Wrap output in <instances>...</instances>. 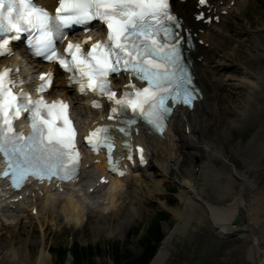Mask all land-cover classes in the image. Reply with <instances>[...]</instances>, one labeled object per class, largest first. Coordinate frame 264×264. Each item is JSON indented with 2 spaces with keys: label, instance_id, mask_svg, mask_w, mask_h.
<instances>
[{
  "label": "snow or ice",
  "instance_id": "1",
  "mask_svg": "<svg viewBox=\"0 0 264 264\" xmlns=\"http://www.w3.org/2000/svg\"><path fill=\"white\" fill-rule=\"evenodd\" d=\"M207 2L199 0L202 5ZM92 21L106 25V40L93 43L90 51H84L82 44L69 42L65 51L70 59L55 48V33L63 35V29L76 25L88 30ZM178 26L169 0H58L54 15L35 6L33 0H0V55L10 54V41L22 39L21 33L36 31L39 36L34 39L35 54L58 62L70 72L78 71L82 93L90 89L107 96L118 106L111 108L113 115L130 109L134 116L143 117L163 131L164 119L172 110L168 101L190 106L194 99L189 88L191 77L180 62L179 34L174 31ZM90 40L91 37L85 43ZM10 71H0V152L9 158L14 186H22L29 176L72 180L77 175L80 154L76 150V131L68 117L69 106L63 101L49 104L42 97L34 101L23 92L17 95L12 91L16 81L9 77ZM120 71L147 82V86L131 84V91L117 98L108 77ZM51 77L50 72L41 76V92L50 85ZM93 106L100 104L94 102ZM22 111L30 112L32 118V133L27 137L17 132L12 123ZM135 122L125 121L129 125ZM107 132V127L97 128L87 142L96 151L107 147L111 160V138L100 135ZM140 152L143 160V149ZM111 167L117 170L115 164Z\"/></svg>",
  "mask_w": 264,
  "mask_h": 264
},
{
  "label": "bare ground",
  "instance_id": "2",
  "mask_svg": "<svg viewBox=\"0 0 264 264\" xmlns=\"http://www.w3.org/2000/svg\"><path fill=\"white\" fill-rule=\"evenodd\" d=\"M209 1L211 3L208 6L209 13L219 14V22L217 23L211 22L210 24H203L201 22H195L192 19L191 13L196 11L195 0H189L184 4L180 3L179 0H175L172 3L174 9L182 19H184L186 26L193 31H197L198 28L204 29L199 33V37L202 38L204 42H207V46L204 44H196L188 53L190 60L192 59L196 81L203 93L202 98L195 103L192 110L181 108L175 111L168 129L163 135L159 136L154 134L149 137V139L145 132H140L136 135L134 138L142 141L145 145L146 155L149 159L148 163L144 167L136 164V168L132 170L130 175L123 178H113L109 186L111 191H114L115 195L121 194L123 186L129 184L127 179L130 177L131 181L133 180L137 183L134 196L141 204L142 201L145 200V197H151L152 193H155V190L151 191L152 184L149 183V180L152 178L149 169L153 166L149 155L152 151L148 147L151 142H154V146L160 144L157 147H153V149L158 153V165L161 172L165 175H171L170 173L173 169L180 177L182 176L183 193L181 195V200L185 203V209L183 211L178 209L174 210L171 206H165L164 204L163 207L170 211L178 220L185 221V225L182 226L178 223L172 233L166 236L164 235L149 264H167L171 253L170 247L173 242V235L184 231L186 225L190 223L193 213L195 212L194 207L199 201L203 202V204L208 207L213 226L218 230H224L226 232H232L238 229V226L233 222L236 215L240 217L242 213H246L249 216L248 218L253 220V217H251V209L256 206L259 220L253 225L259 229L260 233L256 234L253 231L251 234L248 233L249 239H247V241L245 240V236H237L236 238L238 241L242 242L245 240L247 244L245 247L247 248L249 256L257 261V264H264V185L262 186L260 182L264 177V66L258 61L260 57H264V24L260 22L257 23L260 24L259 26L254 27L252 26L251 20L247 18L245 13L248 5L252 2H250V0H233L232 5H230L232 0H226L223 4H219V2L214 0ZM51 4H53V2H51ZM225 9L227 10L226 13L222 14V11ZM241 16L247 19L249 26L245 28L246 35L252 41L251 48L256 52L253 58L248 57L246 60L241 59L240 52L243 48L241 45L239 49L234 50L232 55L227 53L226 56H224L231 42L239 39L238 35L240 33L237 28L241 24ZM263 19L264 18L261 17V20ZM222 57H227V59L222 61V59H225ZM15 59H17V57ZM7 60H12V58ZM229 62L239 65V68L242 69L243 72V78L238 80L235 79L236 81L233 78L227 79V83H229L230 86H239L241 88V94L238 95L239 102L237 105L233 106L231 118H226L222 115L224 112V107L221 104L223 98L219 96L216 80L214 81L213 78L209 76V70L214 68L218 71L219 68L217 67L219 65L223 67L229 64ZM32 65L35 69L36 66L34 64ZM42 66V68H44L47 65L42 64ZM63 85L64 80L57 79L54 87L49 92L50 95L54 96L59 94V91H63V93L66 94L67 90L64 89ZM232 97L235 96H233L231 92L230 98ZM84 105L86 106L87 102H85ZM89 111L90 115L88 114V116L91 117L99 113V110ZM172 124L173 126L171 127ZM216 125H220L222 130L216 129ZM246 125H253L256 132L244 147V151L246 152L243 158L245 167L243 169H237L233 165V170L229 173L217 169V167H215L216 165L213 163V158L224 156V152L218 147L220 143L218 139L219 136H229L230 129H228V127L236 126L239 128ZM208 129L211 130V133L208 132ZM174 134L179 136V138L175 139ZM181 137L185 138V140L189 142L188 144L206 152L207 160L201 165L198 175L194 176V174H196L194 170L183 169L182 164L185 158L180 160L179 154H176V156L170 154L172 145L176 146V143H178L181 146ZM180 146H178V150ZM96 165L101 171H104L103 164L98 163ZM212 181L219 182L218 190L220 199L225 196L231 198L227 204L216 205L203 197L202 193L205 192V185ZM41 187L45 196L39 197L37 191H34L33 195L35 194L34 197L36 198H31V204L28 205L29 209L26 211V214L19 211L17 213L18 221L9 223V230L1 228L3 222L0 220V264H49L51 252L46 243L49 228L48 223L44 219L39 220L38 216L41 214L40 212H49L52 219L56 218L62 224H64L61 218V215H63L67 220L71 219V223L75 227L87 219L86 213L77 202L72 199L58 202L57 200L60 196L59 194L56 195V191H52L51 187H47L46 185H42ZM83 187H85V185ZM106 187L105 184L95 186L94 191H92L94 193L91 194L87 193L88 191L86 188L85 192L90 198H94L95 194L98 193L97 191ZM29 191L30 193L33 191L32 186H30ZM107 191L110 193L109 189H107ZM30 195L32 196V194ZM37 198L40 199V202L37 204L36 213L33 214L30 209L36 206L35 199ZM116 201L117 200L114 199L112 200V202ZM23 202L24 198L18 202L9 201V196H6L5 192L0 193V207L4 206L5 208L6 204L18 205L13 208L15 210L18 209ZM47 203L50 204L51 207L56 208V212L53 208L49 209L50 206L46 205ZM82 204L85 207H89V203L82 202ZM93 204L100 206L96 202H93ZM121 208H123V206H118L115 210L113 209V214L109 216V218L115 217L114 214H118ZM130 211L133 216L141 214V209H135L133 206ZM93 213L92 210L91 214ZM23 215H26L29 220L23 222ZM97 216L98 220L101 221L105 214L102 216V213H100ZM99 221L94 224L97 233L99 229L104 228L108 234H113L119 239L122 238L120 233L123 231V228H129V225L122 221H119L117 224L114 223L115 225L110 224V226L107 223L106 226H99ZM248 231L250 232V230ZM32 244L36 246L35 252H32V249H34ZM66 264H72L70 259Z\"/></svg>",
  "mask_w": 264,
  "mask_h": 264
},
{
  "label": "rangeland",
  "instance_id": "3",
  "mask_svg": "<svg viewBox=\"0 0 264 264\" xmlns=\"http://www.w3.org/2000/svg\"><path fill=\"white\" fill-rule=\"evenodd\" d=\"M250 2L251 3L248 5L245 14L247 15V18L251 20L252 26L257 27L260 25L257 23L260 22H263L264 24V19L261 20V17L264 18V0H250ZM241 17V24L237 28L240 33L238 35L239 39L231 42L226 49L224 56H226L227 53L232 55L234 50L239 49L241 45L243 46L240 52L241 59L246 60L248 57L253 58L256 52L253 48H251L252 41L246 35L245 28L246 26H249L247 19L244 16ZM222 58H225L222 59V61L227 59V57ZM258 61H260V64L264 66V57H260ZM21 62L24 69L27 70L28 75H31V68L28 63L24 60ZM217 68H219L218 71L214 68L211 69L212 71L209 70V76H211L214 81L216 80L215 82L217 90L219 91V96L223 98L221 104L224 107V112L222 111V115L226 118H231L233 106L237 105L239 102L238 95L241 94V88L239 86H230V84L227 83V79H242L243 72L237 63L229 62V64H226L223 67L222 65H219ZM231 92L235 97L230 98ZM87 118V113H84L78 117V122L83 124ZM215 128L222 130L220 125H216ZM228 129H230L229 136H219L218 138L220 142L218 147L224 152V156L213 158V163L216 165L215 167L226 173L232 172L233 165L237 169H243L245 167V161L243 158L246 152L244 151V147L248 144L256 132L253 125H246L239 128L232 126L228 127ZM208 132L211 133V130L208 129ZM174 138H179V136L174 134ZM180 142L181 146L178 143H176V146L172 145L170 154L175 156L176 154H179L180 160L185 158L182 164L183 169L194 170V173H196L194 176L198 175L201 165L207 160L206 152L188 144L189 142L186 141L185 138H182ZM178 146H180L179 150ZM157 155L158 153L154 150L151 158L153 166L149 169L151 171L149 173L152 174V178L149 180V183L152 184L151 191L155 190V193H152L151 197L146 195L147 198L145 197L142 204L139 203L134 196L137 183L133 180L131 181L130 179L129 186L127 188L128 190L125 192L126 194L119 198L120 200L114 202L116 207H113V198L110 193H107L105 198H101L100 206H96L95 204H92L94 201L84 195L83 190L75 191L68 188L61 192L59 194L60 197L57 200L58 202L66 199H72L77 202L86 213L87 219L82 221V223L76 227L71 223V219L67 220L63 215H61V218L64 224L56 218H53V220L49 212L42 211L40 212L41 214L39 213V220L44 219L48 223L49 228L46 241L51 252L49 264H60L59 255L52 251V249H71V247L73 248L75 244L81 247H93L95 252L92 255V259L96 260V264H113L111 259V250L115 244L120 248L122 253L129 251L131 257H136L142 252L140 237L148 227L150 219L158 210H166L170 216V221L167 220L162 222V231H165L163 235L165 234L166 236L167 234L172 233L178 223L182 226L185 225V221L178 220L170 211L164 209L163 207L164 204L165 206H171L174 210L178 209L183 211L185 209V203L181 200V195L183 193L182 176L180 177V175L173 169L171 170V175H165L162 173L158 165ZM214 182L212 181L205 185V192L202 193L203 197L216 205L227 204L231 198L229 196H225L220 199L218 190L219 182ZM170 198H175V202L169 203L168 199ZM89 200L92 201V203ZM82 202L89 203V207H85ZM46 205L50 206L49 209L53 208L48 203ZM118 206H123V208H121L118 214H114L115 217L109 218V216L113 214L112 211L118 208ZM132 206L135 209L140 208L141 214L133 216L130 211ZM53 209L56 212V208ZM92 210L94 212L93 214H91ZM194 211L193 217L190 223L186 225L184 231L173 235V242L170 247L171 253L167 264H257V261L249 256L247 248L245 247L247 245L245 240L247 241V239H249L248 233L251 234L253 231L258 234L260 231L256 226L254 227L252 220L248 218L249 216L246 213H242L240 216L241 220L237 225V230L226 232L224 230H218L213 226L210 219V211L208 207L203 204V202L199 201L198 204L195 205ZM97 212L98 214L102 213V216L105 214L103 220H98ZM22 219L23 222L29 220L26 215H23ZM0 220L3 222V226L1 228L9 230L8 224L11 222H17L18 217L0 218ZM97 221H99V226H106V223L110 226V224L113 225L114 223L117 224L119 221H122L125 224H128L129 228H123V231L120 233L122 238L119 239L113 234H108L104 228L99 229V232L97 233L94 228V224ZM248 230H250V232ZM69 235H72L71 241L68 240ZM237 236H245L246 238L242 242L238 241L236 238ZM71 242L73 243L72 246H70ZM33 247L34 249H32V252H35L36 246L33 245ZM64 258H68V260L70 259L73 261V257L70 254Z\"/></svg>",
  "mask_w": 264,
  "mask_h": 264
},
{
  "label": "trees",
  "instance_id": "4",
  "mask_svg": "<svg viewBox=\"0 0 264 264\" xmlns=\"http://www.w3.org/2000/svg\"><path fill=\"white\" fill-rule=\"evenodd\" d=\"M169 202H175V199H168ZM156 215V216H155ZM149 221L148 227L145 229V232L140 237V244L142 245V252L136 257H131L129 251L121 252L120 248L113 246L112 261L113 264H149L152 258L154 257L157 248L159 246L160 240L163 238L162 232V222L170 219V216L167 212L163 210H158ZM162 241V240H161ZM55 253L59 255L60 263L63 256L66 254L65 248L61 250L52 249ZM73 259L77 264H96L95 260L92 259V255L95 252L94 248L81 247L77 244L71 248Z\"/></svg>",
  "mask_w": 264,
  "mask_h": 264
},
{
  "label": "water",
  "instance_id": "5",
  "mask_svg": "<svg viewBox=\"0 0 264 264\" xmlns=\"http://www.w3.org/2000/svg\"><path fill=\"white\" fill-rule=\"evenodd\" d=\"M261 184H262V186L264 185V177L261 179ZM264 187V186H263ZM251 213H252V215H251V217H253V220H252V223L255 225L257 222H258V217H257V213H258V211H257V207L255 206V207H252V209H251ZM234 224H239V222H240V217H239V215H236L235 216V218H234Z\"/></svg>",
  "mask_w": 264,
  "mask_h": 264
}]
</instances>
